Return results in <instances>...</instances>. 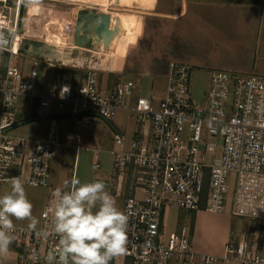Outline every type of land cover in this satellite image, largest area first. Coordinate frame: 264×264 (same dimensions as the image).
I'll use <instances>...</instances> for the list:
<instances>
[{
	"label": "built area",
	"instance_id": "1",
	"mask_svg": "<svg viewBox=\"0 0 264 264\" xmlns=\"http://www.w3.org/2000/svg\"><path fill=\"white\" fill-rule=\"evenodd\" d=\"M0 31L7 36L8 60L0 67L2 110L0 123V195L13 177H24L32 187L50 191L40 213L37 230L49 228L51 163L59 149L73 147L81 140L84 126L100 121L114 129L112 174L128 192L122 210L129 215L127 252L129 264H264V74L216 68L209 72L204 98L191 95L193 67L179 61L170 63L162 96H135V85L118 78L108 86L102 68L89 65L82 80L62 77L52 84V92H37V68L27 76L15 62L22 39L16 30L17 14L10 23L7 0H0ZM19 4V2H18ZM16 12H18V5ZM19 40L18 48L16 42ZM69 91L61 98L62 89ZM28 95L37 99L38 118L63 111L76 118L74 133L64 140L52 132L47 139L31 141L8 132L14 124L17 99ZM125 110L138 129L129 141L112 124L118 111ZM81 146L76 145L77 165ZM101 166L95 157L93 168ZM230 204L233 216L252 222L254 232L233 233L222 255H201L193 250L190 226L164 231L166 207L189 212H225ZM15 225L10 247L23 256L18 264H46L44 257L58 243L55 235L42 239L28 226ZM260 231V234H259Z\"/></svg>",
	"mask_w": 264,
	"mask_h": 264
},
{
	"label": "crops",
	"instance_id": "2",
	"mask_svg": "<svg viewBox=\"0 0 264 264\" xmlns=\"http://www.w3.org/2000/svg\"><path fill=\"white\" fill-rule=\"evenodd\" d=\"M160 1L161 0H121V4L127 7L138 6L142 9L152 10ZM162 1L168 2L167 6L163 4L161 11H159L157 15L171 17V19H167V21L170 22L174 28V35L179 36V39H181V37L183 38L184 49L188 46L190 49H196L201 52L200 58L197 59V61H199L198 65L204 69L206 68L208 73L212 69L221 68L245 73L256 72L264 74V0L257 3L180 0L175 3V6H173L174 2L171 0ZM169 2H171L172 5H169ZM117 16L118 23L115 26L116 28H114L115 30L111 42L108 44V47L110 45L111 47L107 50V53L105 52L106 57H102V61L103 63H109L110 55H115L116 64L113 65V68L114 71L117 72L116 74H120L123 73L124 70L123 58L127 47L130 43H136L137 37L141 34L142 22L139 16L133 14L118 13ZM196 21H200L206 28L198 30L194 27ZM190 27H192V29ZM176 43L177 41L174 40L170 48L177 46ZM164 44L166 46L168 45V43ZM168 47L169 46H167V48ZM20 54L23 55L24 53L20 52ZM26 55L28 56V54ZM28 58L32 60L30 70L27 69L25 64ZM28 58H23L24 61L22 62H24V64L21 63L24 66L19 65L24 71L25 76H27L33 68H37V92L41 95L50 94L52 92V84L60 77L59 69L62 67H59L58 64H54L53 62H49L48 59L37 60L34 55H29ZM7 60L8 53L0 51V67L4 68ZM173 61L192 65L184 58L177 59L173 57L168 60V63L164 64L163 72L158 73V66L160 63L158 60H153L138 71L130 72L131 75L137 77L136 82H131L135 85L134 95H139L138 76L142 74H157L166 79L170 63ZM109 70L112 72V69ZM117 78V75H114L113 79L110 80L105 74L103 75V79L108 86ZM123 78L127 80L125 75ZM36 102L37 99L28 95H22L17 99L16 106L13 110L14 124L8 129L11 135L25 137L34 141L47 139L52 132L56 131L66 140L74 133L77 126L75 117L66 112L55 110L51 116L38 118L35 115ZM1 110L2 94H0V123ZM33 111L36 118L29 120ZM100 124L105 126V122L103 121H100L95 127L84 126L81 132L80 142L74 139L73 147L62 146L59 149L58 155L51 163V177L53 168L58 164L63 166L62 161L66 156L69 160L73 161L76 157L77 144L81 146L78 155L83 150L94 151L95 161V157L97 155L99 156L104 143H106L101 139L102 134H105L101 130ZM111 124L114 127L115 125L117 127L121 126L116 123H114V125L112 122ZM136 129H138V125L135 121V126L131 129L130 137L134 135ZM94 148L98 149L95 150ZM71 170V175L73 177L76 169L75 172H73V169ZM67 175L70 174L67 173ZM20 178L24 183L25 189L33 190V193H29V190H26V194L27 196L29 195L28 199L33 204V216L39 221V225L40 213L47 202L44 201V197L47 192L50 195V191H46L43 187L29 186L24 182L23 176ZM96 179L105 182L107 190L116 200L117 198L122 199L120 207L122 210L124 199L128 192L127 182L122 181L121 186H119L118 180L113 176L112 171L109 175L96 176ZM53 187L56 186L53 185ZM10 190V182L5 183L2 189V195ZM40 196L43 197L42 203L38 202L40 201L38 200ZM230 208L231 206L228 204L225 212L222 213L200 210L189 214L191 220L188 222V225H191L193 219V228L191 229L192 247L196 253L201 255H222L224 253L227 242L231 239L233 233H236L235 219L237 218L231 214ZM13 222L16 225L28 226L27 220L18 221L14 219ZM176 222L180 230L184 222L182 221L181 223L180 218L176 219ZM263 222L264 220L262 224ZM22 256L23 254L20 251L15 249L10 250L6 258H0V264H18ZM110 264H129V260L121 256L110 261Z\"/></svg>",
	"mask_w": 264,
	"mask_h": 264
},
{
	"label": "rangeland",
	"instance_id": "3",
	"mask_svg": "<svg viewBox=\"0 0 264 264\" xmlns=\"http://www.w3.org/2000/svg\"><path fill=\"white\" fill-rule=\"evenodd\" d=\"M171 1L174 2L173 6H175V3L180 0ZM194 1L257 3L262 0ZM18 2L19 0H7V5L11 7V10L8 11L11 24H13L16 18V7ZM1 3L2 2H0V4ZM167 3L168 2H163L161 0L160 3L156 5V7H154V9L147 10L142 9L138 6H123V4H121V0H105L104 2L99 1L96 3L83 2L81 0H42L40 12L38 15L28 14V4L26 3L23 30L22 32H20V37L22 39L20 52H23L24 54L17 55V58H15V62L21 66L24 64V62H22L24 61L23 58H28L29 55H34L37 60L48 59L49 62H53L54 64H58L59 67H62L61 69H59L60 77L72 80L74 82L82 80V78L88 71L87 67L89 65H95L96 67L102 68L101 77H103V75L105 74L106 77H109L111 80L113 79L114 75H117L118 78H123L125 75L127 77V80L125 79L126 81L136 82L137 77L131 75L130 72L140 70L142 67H145V65L152 62L153 60H158L160 62L158 66V73H160L163 72L164 64L168 63V60L170 58H184L188 61V63L192 65L195 64L193 65L191 95L194 99L201 101L205 96L209 84L208 70L198 65L199 61H197V59L200 58L201 52L196 49H190L188 46L186 49H184L183 38L181 37V39H179V36L174 35V28L172 27L170 22L167 21V19H171V17L157 15L159 11H161L162 5L164 4V6H167ZM170 4L171 2H169V5ZM87 13H90L95 20L99 15L105 14L110 16L117 15L118 13L133 14L140 17L142 22L141 34L137 37L136 43H130L127 47L125 56L123 58V73L116 74L117 72L114 71L113 65L116 64L115 55H110L109 63H103L102 57H106L107 50L111 47V45L109 47L107 45L102 47L101 43H94L93 36H99L97 35V31L90 29L83 31V36L92 37L93 41L85 38L83 40V46L75 44L74 35L76 23L79 18L80 20L87 19V17L85 16V14ZM194 25V27H196L198 30L206 28L205 25H203L200 21H196ZM190 28L192 29V27ZM174 40L177 41V46H174L175 48H170ZM164 43H168L167 46L169 47L167 48ZM101 47L102 50L100 49ZM26 54H28V56ZM25 64L27 69L30 70L32 66V60L30 58L26 59ZM109 69H112V72ZM138 79L139 95H153L158 98L162 96L163 88L165 86V78L163 76L157 74H142L138 76ZM13 110L14 109H12V111ZM112 123L121 125L117 127L114 124L115 128L119 132L124 133L126 140L129 141L131 138V129L135 126V121L130 116V114L125 110H120L115 115ZM100 127L105 134H102L101 139L102 141L106 142L104 143L103 148L99 154L101 166L98 169L92 168L95 154L94 151L83 150L81 153H79L77 158L75 176H77L82 182L99 180L96 179V176L109 175V173L112 171L113 157L110 153V150L113 148V142L111 138L113 137L114 129L107 123H105V126H103V124H100ZM94 149L97 150L98 148ZM71 169L72 164H69L66 167L64 165L62 166L61 164L55 166L53 168V174L51 177L52 184L56 187H63L64 181L70 180L72 177ZM67 173H69L70 175H67ZM26 190L28 191L29 189ZM46 191L48 190L46 189ZM28 192L33 193V190H29ZM49 196L50 195L47 192L46 196L44 197V201H47ZM38 200H40L38 202L42 203L43 197L40 196ZM117 203L118 206L121 207L122 199L117 198ZM191 213L194 212H189L176 207H166L163 220L164 231L169 234L171 231L179 230L176 222V219L179 218L181 219V223L182 221L184 222L183 225L188 226V222L191 220L189 214ZM236 218V233H245L247 234L246 236L250 238L252 236V233L254 232L252 222L241 220L238 217ZM189 226L191 230V225ZM261 235L264 236V222L261 227ZM14 249L15 248L10 247V250Z\"/></svg>",
	"mask_w": 264,
	"mask_h": 264
},
{
	"label": "clouds",
	"instance_id": "4",
	"mask_svg": "<svg viewBox=\"0 0 264 264\" xmlns=\"http://www.w3.org/2000/svg\"><path fill=\"white\" fill-rule=\"evenodd\" d=\"M26 2L28 6H38L42 0ZM7 39L0 31V51L6 49ZM68 91L65 86L61 98ZM10 184L11 190L0 195V258L9 255L15 239L14 219L27 220L28 229L42 239L52 235L58 238L55 248L44 257L46 264H110L126 254L129 215L118 206L104 181L82 182L75 175L64 181L63 187L51 193L47 213L50 227L39 230L22 179L13 177ZM32 259L36 264L39 257L34 254Z\"/></svg>",
	"mask_w": 264,
	"mask_h": 264
},
{
	"label": "water",
	"instance_id": "5",
	"mask_svg": "<svg viewBox=\"0 0 264 264\" xmlns=\"http://www.w3.org/2000/svg\"><path fill=\"white\" fill-rule=\"evenodd\" d=\"M26 0H19L18 12H17V23L16 30L18 33L22 32L24 24V16L26 11ZM87 19L77 21L75 28L74 40L75 44L83 46V40L86 38L92 40V37H84L82 32L85 30H95L98 32L99 37H103L105 31L108 29L110 16L109 15H99L96 20L91 16L90 13L85 14ZM97 34V33H96ZM94 37V36H93ZM93 41V40H92ZM108 46V44H106ZM106 46V47H107Z\"/></svg>",
	"mask_w": 264,
	"mask_h": 264
},
{
	"label": "bare ground",
	"instance_id": "6",
	"mask_svg": "<svg viewBox=\"0 0 264 264\" xmlns=\"http://www.w3.org/2000/svg\"><path fill=\"white\" fill-rule=\"evenodd\" d=\"M83 2H99L102 1L104 2L105 0H81ZM113 1V0H112ZM40 8H41V4L38 6H28V14L30 15H38L40 12ZM29 19V18H28ZM44 19V18H43ZM45 20V19H44ZM118 23V16L117 15H110V21H109V25H108V29L106 30V32L104 33L103 37H99V36H94V43L98 44L101 43L102 47H104L106 44L110 43V40L112 38V35L114 33V28L116 26V24ZM26 26V25H25ZM67 33V32H66ZM98 35V34H97ZM92 36V35H91ZM19 45V41L16 42V48H18ZM66 47V46H65ZM102 47L100 48L102 50ZM97 48V47H96ZM63 49V48H62ZM99 49V50H100ZM100 52V51H99ZM67 54V53H66ZM98 55V54H97ZM96 55V56H97ZM95 61V60H94Z\"/></svg>",
	"mask_w": 264,
	"mask_h": 264
},
{
	"label": "trees",
	"instance_id": "7",
	"mask_svg": "<svg viewBox=\"0 0 264 264\" xmlns=\"http://www.w3.org/2000/svg\"><path fill=\"white\" fill-rule=\"evenodd\" d=\"M35 108V107H34ZM34 118H36L35 117V115H34V111H33V114H32V116L30 117V119L29 120H32V119H34ZM193 228V219H192V222H191V229Z\"/></svg>",
	"mask_w": 264,
	"mask_h": 264
}]
</instances>
